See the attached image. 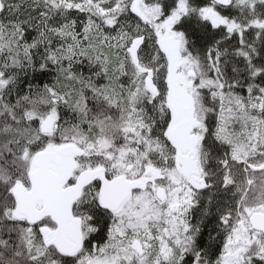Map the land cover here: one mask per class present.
I'll use <instances>...</instances> for the list:
<instances>
[{
  "label": "snow or ice",
  "instance_id": "obj_1",
  "mask_svg": "<svg viewBox=\"0 0 264 264\" xmlns=\"http://www.w3.org/2000/svg\"><path fill=\"white\" fill-rule=\"evenodd\" d=\"M0 264H264V0H0Z\"/></svg>",
  "mask_w": 264,
  "mask_h": 264
}]
</instances>
